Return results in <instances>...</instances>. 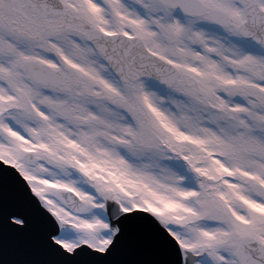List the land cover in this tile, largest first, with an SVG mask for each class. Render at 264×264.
I'll use <instances>...</instances> for the list:
<instances>
[{
  "label": "snow or ice",
  "instance_id": "snow-or-ice-1",
  "mask_svg": "<svg viewBox=\"0 0 264 264\" xmlns=\"http://www.w3.org/2000/svg\"><path fill=\"white\" fill-rule=\"evenodd\" d=\"M0 264H264V0H0Z\"/></svg>",
  "mask_w": 264,
  "mask_h": 264
}]
</instances>
